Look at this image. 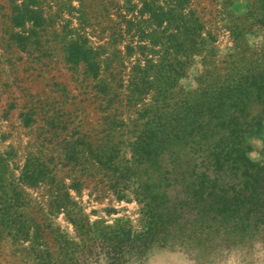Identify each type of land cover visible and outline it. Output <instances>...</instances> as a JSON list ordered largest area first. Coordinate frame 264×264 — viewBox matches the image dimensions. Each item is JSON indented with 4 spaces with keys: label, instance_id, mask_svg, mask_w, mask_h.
Wrapping results in <instances>:
<instances>
[{
    "label": "rangeland",
    "instance_id": "obj_1",
    "mask_svg": "<svg viewBox=\"0 0 264 264\" xmlns=\"http://www.w3.org/2000/svg\"><path fill=\"white\" fill-rule=\"evenodd\" d=\"M260 4L0 0V264H264Z\"/></svg>",
    "mask_w": 264,
    "mask_h": 264
},
{
    "label": "trees",
    "instance_id": "obj_2",
    "mask_svg": "<svg viewBox=\"0 0 264 264\" xmlns=\"http://www.w3.org/2000/svg\"><path fill=\"white\" fill-rule=\"evenodd\" d=\"M258 10L257 12V21L261 26H264V0H261V4L260 6L257 8ZM238 35V34H237ZM79 52H81L79 50ZM77 50L74 51V46L71 47V52L69 54L70 60L72 61H76L77 59H79L77 57V54L79 53ZM85 50L82 51V53H84L85 55ZM171 65V64H170ZM169 73H171V71H174L177 73L176 67L175 66H170V70H168ZM233 72H231L230 74L227 75V79L222 82L221 84L217 85L214 88V91H212V95L209 96V99L207 100V104L209 106V109L211 106H213V108H211L210 110H215L218 109L219 107H221L224 103L226 99L228 98V93H230V91L236 89L238 91L240 90H245L248 89V85L251 82L250 80V76H249V69H246L244 71H238L236 72L235 75H232ZM166 82H164V86L162 87L163 91H166L167 88L169 87V84H171V82H173L174 78L171 79V75L169 74L168 76H166ZM261 82V81H260ZM257 83L254 84L255 85V89H256V101H258L259 103H261L262 107L261 110L258 112V118H262V116H264V89L262 86V83ZM251 85H253L251 83ZM207 90V87L205 88V91ZM240 93H242V91H240ZM161 119L160 117L156 118ZM255 122L249 121V123L247 124V126L244 128L248 133L252 132V128L251 125H253ZM260 120H258V122H256V124H260ZM238 158H243V160L248 161V158L245 157V153L243 151H239L238 152ZM246 170L249 172V178H251V192H250V196H252L251 200L248 202L251 206H249V210H258L261 214H263L264 216V191H257V184L260 183V179L259 176H264L261 175V172H264V165L261 167H257L256 164L252 163V164H247L246 166ZM42 171L38 168H32V169H25L24 177L29 181V182H34L37 177L39 176V174ZM41 264H52L51 260L48 257V253L46 252V254L43 255V257H41Z\"/></svg>",
    "mask_w": 264,
    "mask_h": 264
}]
</instances>
